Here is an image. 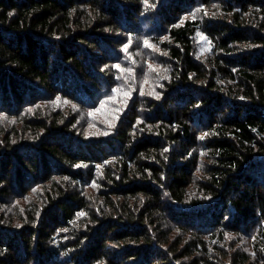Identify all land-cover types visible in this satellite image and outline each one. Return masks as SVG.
Listing matches in <instances>:
<instances>
[{"label":"trees","instance_id":"16d2710c","mask_svg":"<svg viewBox=\"0 0 264 264\" xmlns=\"http://www.w3.org/2000/svg\"><path fill=\"white\" fill-rule=\"evenodd\" d=\"M148 43L156 91L75 134ZM0 264H264V0H0Z\"/></svg>","mask_w":264,"mask_h":264},{"label":"rangeland","instance_id":"374dc122","mask_svg":"<svg viewBox=\"0 0 264 264\" xmlns=\"http://www.w3.org/2000/svg\"><path fill=\"white\" fill-rule=\"evenodd\" d=\"M188 15L183 14L181 20L188 17ZM149 45L152 46L151 55L143 50L134 54L133 57L123 54L121 63L117 64V67L119 71H123V65L127 66L124 68L126 78L125 81L120 79L118 72L116 74L118 80L114 85L113 91L105 92L99 101L92 98L87 106H83L80 103L75 105L79 109L75 134L85 139H91L110 132L116 126L122 112L127 108L135 92L140 91L148 94L150 90L156 91L153 89L157 84V79L164 77L167 73L164 70L165 65L162 59L165 56V51L157 47V45ZM196 49L198 56H205L211 53L210 41L202 31L197 33ZM132 81H135V85L127 84ZM243 237L245 244L250 246L248 241H250L251 237L249 235Z\"/></svg>","mask_w":264,"mask_h":264}]
</instances>
